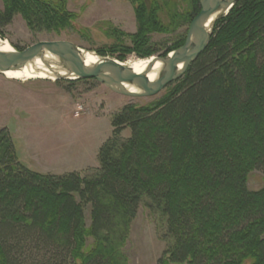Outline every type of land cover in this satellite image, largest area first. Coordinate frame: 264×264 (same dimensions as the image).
<instances>
[{"label": "trees", "instance_id": "obj_1", "mask_svg": "<svg viewBox=\"0 0 264 264\" xmlns=\"http://www.w3.org/2000/svg\"><path fill=\"white\" fill-rule=\"evenodd\" d=\"M129 2L137 32L126 53L141 58L159 52L153 35H172L166 53L182 46L201 10L200 0ZM67 5L0 0V35L17 16L32 33L73 29ZM112 127L87 176L28 169L0 131V264H129L142 204L165 244L159 264H264V184L248 185L264 174V0H240L181 79L125 106Z\"/></svg>", "mask_w": 264, "mask_h": 264}, {"label": "rangeland", "instance_id": "obj_2", "mask_svg": "<svg viewBox=\"0 0 264 264\" xmlns=\"http://www.w3.org/2000/svg\"><path fill=\"white\" fill-rule=\"evenodd\" d=\"M67 7L78 15L73 29L60 34L32 33L22 17L17 16L3 29L0 38L14 49L65 40L98 55L99 50L106 54L115 51L103 57L120 60L125 55L121 62L133 57L147 59L135 52L126 53L127 47L133 45L131 36L137 32L129 0H68ZM172 39V35H153L152 42L159 52L151 57L165 54ZM69 82H21L0 74V131L7 129L11 133L19 161L30 170L59 176L73 172L90 175L91 170L99 167L100 148L112 135L113 117L127 105L142 106L158 99L121 96L96 81L74 85ZM123 135L129 137L130 131ZM263 177L262 171L253 172L249 189L259 190ZM86 216L89 223V210ZM164 249L156 220L142 204L124 248L129 264H159Z\"/></svg>", "mask_w": 264, "mask_h": 264}, {"label": "water", "instance_id": "obj_3", "mask_svg": "<svg viewBox=\"0 0 264 264\" xmlns=\"http://www.w3.org/2000/svg\"><path fill=\"white\" fill-rule=\"evenodd\" d=\"M239 1L200 0L201 10L192 20L184 44L167 54L151 57L146 73L137 74L124 62L92 51L89 52L98 60L93 65H87L86 50L70 41H42L23 50L12 48L5 51L4 41L0 38V74L22 71L41 61L45 67L55 65L65 73V76H56L55 81L94 80L121 96L153 98L186 74L208 48L217 21L226 17ZM157 63L161 69L158 77L151 81L149 74Z\"/></svg>", "mask_w": 264, "mask_h": 264}, {"label": "bare ground", "instance_id": "obj_4", "mask_svg": "<svg viewBox=\"0 0 264 264\" xmlns=\"http://www.w3.org/2000/svg\"><path fill=\"white\" fill-rule=\"evenodd\" d=\"M3 50L9 51L12 49L10 44L8 42H3ZM86 64L87 65H93L97 62V57L92 54L89 51H86ZM152 58L149 59H139V58H130L124 64L127 67H130L135 73L141 74V73H146V69L151 63ZM161 65L157 63L155 65L154 70L149 74V79L151 81H154L159 74ZM3 76L10 80H15V81H21V82H28V81H34V80H50V81H55L56 76H65L64 72H61L58 67L55 65L52 67H45L41 61H37L36 64L33 66H28L22 71H17V72H8L5 73ZM134 90V89H133Z\"/></svg>", "mask_w": 264, "mask_h": 264}]
</instances>
